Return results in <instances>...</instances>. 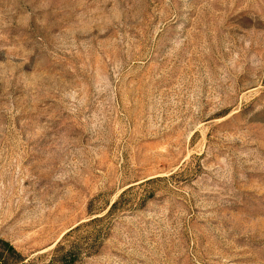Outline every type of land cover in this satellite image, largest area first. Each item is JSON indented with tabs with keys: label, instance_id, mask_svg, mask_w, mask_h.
I'll return each instance as SVG.
<instances>
[{
	"label": "rangeland",
	"instance_id": "1",
	"mask_svg": "<svg viewBox=\"0 0 264 264\" xmlns=\"http://www.w3.org/2000/svg\"><path fill=\"white\" fill-rule=\"evenodd\" d=\"M0 264H264V0H0Z\"/></svg>",
	"mask_w": 264,
	"mask_h": 264
}]
</instances>
